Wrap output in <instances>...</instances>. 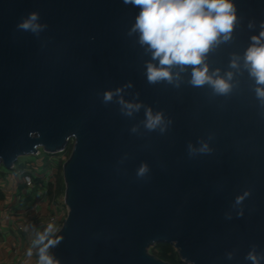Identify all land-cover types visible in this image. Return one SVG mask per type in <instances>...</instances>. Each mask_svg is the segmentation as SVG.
Wrapping results in <instances>:
<instances>
[{
  "label": "water",
  "instance_id": "1",
  "mask_svg": "<svg viewBox=\"0 0 264 264\" xmlns=\"http://www.w3.org/2000/svg\"><path fill=\"white\" fill-rule=\"evenodd\" d=\"M234 3V39L209 54L213 68L227 69L264 21V0ZM33 11L48 25L39 37L17 29ZM138 12L123 0H0V164L73 143L63 163L67 216L52 249L60 264H172L150 251L160 242L187 264H251L253 245L264 253V107L254 82L238 76L227 97L191 87L187 75L180 88L149 84L150 56L128 35ZM128 82L125 99L139 93L171 119L165 133L143 128V108L126 117L103 103L105 90ZM201 139L213 151L189 155ZM245 190L237 217L232 205Z\"/></svg>",
  "mask_w": 264,
  "mask_h": 264
},
{
  "label": "clouds",
  "instance_id": "2",
  "mask_svg": "<svg viewBox=\"0 0 264 264\" xmlns=\"http://www.w3.org/2000/svg\"><path fill=\"white\" fill-rule=\"evenodd\" d=\"M139 9L135 22L128 31L129 36L135 35L137 43L144 49L150 59L144 62L145 76L149 84L164 83L175 88L186 83L193 88L207 86L213 96H229L239 85L238 76L247 73L254 82V93L259 104L264 107V21L260 22L259 31L249 37V43L243 53L230 54L227 69L213 68L209 63V54L222 45L229 44L234 39V31L238 24L237 7L234 0H123ZM48 25L40 22V14L30 12L17 24V29L30 32L39 37ZM256 25L253 21L248 28ZM131 82L115 89L105 90L102 101L105 104L116 103L121 113L133 117L144 109V119L140 122L147 132L159 131L165 133L172 124L163 111H154L135 98H124L125 89L132 88ZM132 133L140 132V125H133ZM39 136V133H29V136ZM212 137L209 136V139ZM199 147L192 143L187 145L189 155L211 153L213 149L208 142L201 139ZM149 173L147 163H141L137 169L138 178H145ZM251 195L245 190L235 197L232 205L237 217L244 215L243 202ZM227 219L232 213L225 214ZM61 242L55 236V226L49 223L42 233H37L33 247L38 256L37 264H60L51 251ZM253 245L245 256L251 264H261L264 253L257 252ZM31 257L32 248L28 250ZM233 252L226 254L227 259H233Z\"/></svg>",
  "mask_w": 264,
  "mask_h": 264
},
{
  "label": "crops",
  "instance_id": "3",
  "mask_svg": "<svg viewBox=\"0 0 264 264\" xmlns=\"http://www.w3.org/2000/svg\"><path fill=\"white\" fill-rule=\"evenodd\" d=\"M34 185L20 193L19 188L25 185L19 176L0 178V264H20L23 261L37 264L38 256L33 247L37 233H42L49 223L54 224L56 232L60 221L64 220L65 203L54 205L62 185H56L54 190L52 184L53 195L49 193L51 184L46 181L42 184L43 189ZM56 210L61 217L53 221ZM30 248L31 257L27 254Z\"/></svg>",
  "mask_w": 264,
  "mask_h": 264
},
{
  "label": "rangeland",
  "instance_id": "4",
  "mask_svg": "<svg viewBox=\"0 0 264 264\" xmlns=\"http://www.w3.org/2000/svg\"><path fill=\"white\" fill-rule=\"evenodd\" d=\"M70 145L73 146V143L71 142ZM40 150L41 152L38 153L37 155L20 156L13 168H7L5 165L0 164V178L4 179L7 176H19L20 171L27 169L28 171H30V173L34 177L35 188L43 189L44 188V186L42 185L43 182H40L39 180H37V177H35L38 175V172L40 170V172L47 174L46 176H55L57 185L58 184L59 186L62 185V187L59 188L60 191L57 194L56 200L59 201V203H63L64 191H65V181H64V175H63V165L62 167L58 165L59 164L58 159L60 156L63 157L64 155L63 153H61L62 151L52 154V153L45 151L42 148ZM68 151H69L68 148L63 150L64 153H67ZM42 160H43V165H41L39 168L34 166V163L41 164ZM24 188L30 190L32 187L22 186L19 188L20 193L23 191ZM64 207L66 209V215L64 217L65 219L67 216L66 204H64ZM62 222L60 221V223Z\"/></svg>",
  "mask_w": 264,
  "mask_h": 264
},
{
  "label": "trees",
  "instance_id": "5",
  "mask_svg": "<svg viewBox=\"0 0 264 264\" xmlns=\"http://www.w3.org/2000/svg\"><path fill=\"white\" fill-rule=\"evenodd\" d=\"M72 147L73 146H71L69 144L67 146V148H68L69 151L67 153H64L63 151L61 152V153H63L64 156L63 157H61V156L59 157V159H58V163H59L58 165L59 166L62 167V165L65 162V160L68 159V157L71 154ZM37 180H39L40 182H44V180L41 179V178H37ZM49 191H50L49 193H51L52 195L54 194V191L52 189V184H51V187H50ZM62 223H60L59 228L61 227V224ZM150 251L153 254L157 255L158 257H160V258H162L164 260H167V261L171 262L172 264H187V263L183 262L180 259V256H179L178 252L176 251V249L171 244H168V243H165V242H160V243L156 244L155 246H153L150 249Z\"/></svg>",
  "mask_w": 264,
  "mask_h": 264
},
{
  "label": "built area",
  "instance_id": "6",
  "mask_svg": "<svg viewBox=\"0 0 264 264\" xmlns=\"http://www.w3.org/2000/svg\"><path fill=\"white\" fill-rule=\"evenodd\" d=\"M40 152H41V150H40ZM40 152H39V153H40ZM41 165H43V160H42L41 164H35V163H34V166L37 167V168H39ZM48 170H49V169H48ZM38 175H39V176H38ZM38 175L35 176V177L43 179L44 181L47 182V184H53V187H55L54 190L56 189V185H57V183H56L55 176H46L47 174H45V173H43V172H40V170H39V172H38ZM19 177L21 178V182H22V184H24V185L27 186V187L33 186V185L35 184V183H34V182H35V181H34V177H33L32 174L30 173V171H28L27 169H26V170H22V171H20V173H19ZM54 190H53V191H54ZM63 202H64V200H63ZM64 203H65V202H64ZM58 204H59V201L55 200V203H54L55 207H56ZM67 210H68V209H67ZM59 217H61V216L59 215V211L56 210L55 216L53 217V221H58V220H59ZM20 264H30V263H29V262H25V261H23V262H21Z\"/></svg>",
  "mask_w": 264,
  "mask_h": 264
}]
</instances>
